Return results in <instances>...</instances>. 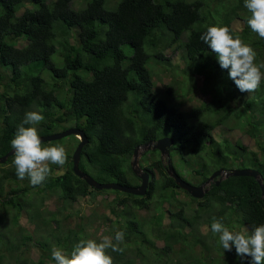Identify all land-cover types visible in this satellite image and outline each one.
<instances>
[{
  "label": "trees",
  "instance_id": "obj_1",
  "mask_svg": "<svg viewBox=\"0 0 264 264\" xmlns=\"http://www.w3.org/2000/svg\"><path fill=\"white\" fill-rule=\"evenodd\" d=\"M250 16L244 0H0V157L12 149L10 142L26 112L37 111L45 117L36 126L39 136L69 127L85 132L88 142L80 167L101 182L139 184L131 166L135 148L166 136L174 139L172 164L188 181L185 167L190 169V164L202 181L220 168L244 167L258 169L264 180V138L261 141L259 133L264 128V79L238 105L240 91L229 70L221 68L217 54L200 40L208 27L228 26L234 38L239 36L254 49L255 63L264 64V39L248 26ZM237 22L243 25L235 27ZM168 50H181V71ZM158 65L166 71L179 68L186 79L185 93L195 87L196 75H202L203 92L212 99L190 112L170 103L155 87ZM166 88L174 97L173 86ZM244 113L257 149L214 133L229 117ZM69 137L80 142L73 134L42 146ZM148 151L160 154L158 149ZM73 153L67 152L61 173V166L50 165L52 172L41 186H32L27 177L18 179L14 155L0 162V225L6 219L11 222L7 234L0 233V264L9 251L17 264H46L44 253L38 261L29 258L26 250L31 246L49 252L52 260L53 247L70 254L81 240L100 242L89 231L95 225L93 214L80 217L79 229L64 230L63 219L80 197L101 192L116 194L110 200L116 211L112 217H98L97 224L109 225L114 243L116 231L125 234L119 245L123 252L107 250L113 264H250L251 258L242 260L234 246L223 251L211 223L215 218L229 231L236 228L249 235L264 224L256 178L229 175L217 184L216 177L205 196L196 198L168 174V159L165 163L158 156L141 163L150 183L145 195H134L91 187L75 174ZM181 191L188 199L179 197ZM33 193L43 194L41 203L33 200ZM48 196L60 200L53 215L44 211ZM142 210L153 213L147 216ZM22 215L32 229L20 225ZM9 227L10 232L17 230L19 241L10 236Z\"/></svg>",
  "mask_w": 264,
  "mask_h": 264
},
{
  "label": "clouds",
  "instance_id": "obj_2",
  "mask_svg": "<svg viewBox=\"0 0 264 264\" xmlns=\"http://www.w3.org/2000/svg\"><path fill=\"white\" fill-rule=\"evenodd\" d=\"M244 7L251 13L248 26L264 39V0H244ZM200 40L217 54L219 65L222 69L229 70V78L240 92L251 93L258 90L264 79V73L261 72L264 64L255 63L254 49L239 36L234 38L228 26H210L200 35ZM44 120L45 117L37 111L26 112L10 142L14 150L13 165L18 179L24 180L27 177L32 186H41L46 181L52 172L50 165L62 167L67 162V153L62 145L42 146L36 126ZM211 232L214 236L218 235V245L223 251H232L234 246L237 256L242 260L250 257V264H264V224L254 227L249 235L231 232L220 220L214 218ZM124 237V232L116 231L115 243L108 236L103 237L100 242L93 239L81 240L74 245L70 254L53 247L51 257L55 264H113L107 250L123 252L124 249L119 245L124 243Z\"/></svg>",
  "mask_w": 264,
  "mask_h": 264
},
{
  "label": "rangeland",
  "instance_id": "obj_3",
  "mask_svg": "<svg viewBox=\"0 0 264 264\" xmlns=\"http://www.w3.org/2000/svg\"><path fill=\"white\" fill-rule=\"evenodd\" d=\"M242 25H243L242 22L241 23L237 22L235 23L234 26L240 28ZM166 53L167 55L171 56V62L173 64L180 65L179 71H181V68L185 66V61L181 56L182 55L181 50L175 53H173L172 50H168ZM154 71H155L154 79L156 81L155 87L158 89L159 94L164 96L170 103H175L176 105L180 106L182 109L186 110L187 112H190L192 110V107L201 104L203 101H209L212 99L211 93L203 92L202 87L204 84V77L202 75H198V74L196 75L195 87L192 88L191 92L185 93L184 83H186V79L182 80L183 75L179 73V71L178 72L168 71V70L166 71L162 66H159V65L154 69ZM166 85L173 86L174 93H175L174 97H170L166 93V89H167ZM245 94H249V93L240 92V94L238 95V100L236 101L238 105L243 104V101L245 100V97H246ZM252 113L254 114V112ZM241 116L242 117L240 118H237L234 115L229 117L227 124L223 125L221 128H216L214 133L216 134V137L220 138L221 140L225 138H230L231 140L235 141L238 139V140H241L244 144H246L250 149H257L256 138L252 136L250 132H248V129L250 126L246 123L247 114L244 113ZM257 119L258 118L256 116L253 117V122H256ZM59 130H62V129H59ZM259 133L262 135L260 138V140L262 141V139L264 138V128H261V131ZM55 145H62L65 148L66 153L67 152L69 153V152H74V150L76 149L78 145V142L74 138L69 137L68 139H65L64 141L56 142ZM55 145L48 143L47 145H45V147L55 146ZM148 150H151V148L147 149L145 147H142L139 149L140 165L141 163L149 161L153 159L154 157H158V156H161V158L165 160V163H167V157H163L161 153L158 154L156 152H151ZM146 151H148V153L145 155L144 153ZM186 155L191 157L192 161L196 160L195 156L189 155L188 153H186ZM132 160L133 158H131V161ZM5 166L7 167L9 165H5ZM195 166H196V163H195ZM64 168H66V164H64L58 172L61 173ZM193 169H194V165H191V164H190V169L185 167V173H187L186 176L189 178V181L192 183L196 182L194 184L203 183L204 181H202V179L199 176L193 174V171H192ZM134 180L136 182L138 181L136 179ZM208 186L209 185L207 184L206 187ZM31 195L35 202L39 201V203H41L43 194L33 193ZM178 195L181 199H188V197L186 196V193H184L183 191H181ZM48 197L49 198H45L43 202L44 204L43 207L45 208L44 211L47 214L49 213L50 215H53L55 214V212H57L58 207L61 206L60 200H58L57 197H53V196H48ZM114 197H116V194L113 192H108V193L101 192V193H97V195H88L85 197H80L78 201L75 202L66 212V213L70 212L71 215L63 219V228H65L64 230H67L72 227L79 229L80 217L83 215L87 216L89 214H93V219H96L94 220L95 225L89 226V231L92 232L96 237H99L100 241L105 236H108L111 238L112 236L109 233L111 228L109 227V225L97 224L98 222L97 218L103 214H107L110 217H112L113 214H115V211H116L115 207L110 201ZM142 211H143V214L147 216L153 213L152 210L150 211L142 210ZM93 212H97V213H93ZM139 213H140V210H139ZM10 224H11L10 220L6 219L0 225V233H2L3 235L7 234L8 226H10ZM20 225L25 227L27 230L28 229L30 230L34 227L33 224L28 222V218L25 215L21 216ZM10 231L11 230L9 227V232ZM236 231L237 230L235 228L233 232H236ZM16 232L17 230L13 229L12 232H10V236L13 239L17 238V241H19L18 240L19 237L18 235H16ZM158 243L162 244L161 241H158ZM26 252L29 253L28 256L32 261H38V259L41 257V254L44 253L47 259L46 264H55L53 260L49 259V252L47 251L42 252L39 250V248L31 246L29 249L26 250ZM7 254L8 256L7 258L4 259V264H17L16 259L13 256V253L11 254L9 251ZM14 255L16 256L17 252H14ZM136 264H140V260H138Z\"/></svg>",
  "mask_w": 264,
  "mask_h": 264
},
{
  "label": "water",
  "instance_id": "obj_4",
  "mask_svg": "<svg viewBox=\"0 0 264 264\" xmlns=\"http://www.w3.org/2000/svg\"><path fill=\"white\" fill-rule=\"evenodd\" d=\"M73 134H75L76 136H80V142L78 143L73 153V170L77 176L83 178L91 187H94L96 189L99 190L117 189L134 195H145L147 193L151 178L150 173L147 170H144L139 163V149L145 147L147 149L150 148L158 149L163 157H168V167H167L168 174L175 179L177 185H179L181 188H183L184 190H186L196 198H203L205 196V194L209 190V188L206 187V185L209 184L212 180H215L216 177H219L216 180L217 184H219L221 178H223L224 176L226 177L229 175H236V176L240 175V176H252L258 180L261 186L262 198L264 201V180L261 177V173L258 171V169L253 167L234 168L231 171H228L224 168H220L216 170L214 173H212L209 176V178L200 185L193 184L188 180L184 179L176 171L174 165L172 164V160L170 158V148L174 143V139L168 136L159 138L156 142L149 141L135 148L133 153V160L131 161V166L134 173L140 178L141 180L140 184L138 185L122 184L116 181L101 182L97 180L93 175H91L87 171H84L80 167L82 149L85 146V144L88 142V138L82 129L78 127H69L62 131L40 136V138L42 142H46V141L60 139L65 136H69ZM11 155H14L13 149H11L4 156L0 157V162H5L7 158Z\"/></svg>",
  "mask_w": 264,
  "mask_h": 264
},
{
  "label": "flooded vegetation",
  "instance_id": "obj_5",
  "mask_svg": "<svg viewBox=\"0 0 264 264\" xmlns=\"http://www.w3.org/2000/svg\"><path fill=\"white\" fill-rule=\"evenodd\" d=\"M138 185V184H137Z\"/></svg>",
  "mask_w": 264,
  "mask_h": 264
}]
</instances>
